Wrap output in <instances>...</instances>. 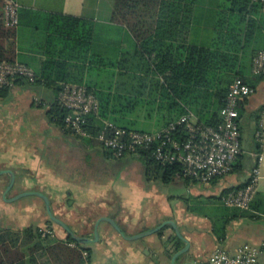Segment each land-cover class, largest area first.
<instances>
[{
	"label": "crops",
	"instance_id": "obj_1",
	"mask_svg": "<svg viewBox=\"0 0 264 264\" xmlns=\"http://www.w3.org/2000/svg\"><path fill=\"white\" fill-rule=\"evenodd\" d=\"M17 1L21 5L19 20L24 23H19L16 38L12 40L17 61L32 67L38 76L42 75L47 60L48 33L43 27L45 16H72L92 21L91 59H102L106 64L114 62L117 66L94 65L93 62L74 64L84 66V75L93 87L103 86L111 94L120 96L116 102L118 109H133V112L119 114L123 123L136 131L157 132L163 129L169 115L158 112L161 101L150 98V87L143 89L141 78L144 74L132 69L140 45L124 24L113 21L115 0ZM203 1L194 7L193 22L187 36L190 45L212 47L221 33L228 35L237 25L245 35L250 23L251 36L247 41L244 39L245 53L240 69L244 80L255 88V92L240 105L242 153L235 171L226 177L207 185L178 178L174 182L183 180L185 185L177 193L171 192L170 184L164 182L126 181L127 174L145 169L143 162L133 156L121 160L110 158L99 146L53 123L48 109L57 100V92L44 81L37 85L18 83L10 89L7 97L0 98V171H13L17 177L19 173H37L36 185L28 187L26 191L46 194L55 215L80 236L93 238L95 225L102 219L99 242L81 247L83 258L89 260L85 264H174L172 258L165 255L163 235L174 236L180 247L185 244L175 236V231L169 225L171 221L190 241V261L196 264H208L217 249L235 254L240 247L248 244L264 250V147L260 152L263 156L262 175L251 206L237 209L225 206L221 200L229 189L247 185L259 155L257 141L264 138V76L253 73V58L264 50V6L253 0H231L230 10L215 22L211 15H215L217 7L212 12L208 11L210 9L201 5ZM5 21L7 23L6 14ZM219 24H223L222 28ZM141 119L152 121L154 129L138 128ZM105 123L117 126L110 120H105ZM42 137L48 138L45 140ZM24 138L28 139L27 143ZM50 139L56 141L58 147L51 153L48 150ZM31 141L41 143L40 146L44 143L45 147H29ZM79 143L86 147L84 156L75 153ZM61 149H64L63 152ZM247 149L251 165L245 169L243 159ZM95 157L99 158L98 167L91 165ZM135 163L139 166H133ZM110 167H116V175ZM0 180L2 184L7 183L6 177ZM66 194L68 198L61 201ZM39 199L46 217L40 218V224L36 227H43L44 224L48 225L47 217L48 221L50 217L44 200ZM105 217L115 220L128 237L164 223L167 225L165 232L129 240L105 221ZM49 234L53 238H67L65 231L66 238L52 236L51 232ZM70 246L76 249L75 245ZM187 260L188 257L183 256L176 263L182 264ZM260 261L264 264V252L260 255ZM39 264L59 262L45 256Z\"/></svg>",
	"mask_w": 264,
	"mask_h": 264
},
{
	"label": "trees",
	"instance_id": "obj_2",
	"mask_svg": "<svg viewBox=\"0 0 264 264\" xmlns=\"http://www.w3.org/2000/svg\"><path fill=\"white\" fill-rule=\"evenodd\" d=\"M199 1L202 0H115L113 21L124 24L140 45L132 69L144 74L141 81L143 89L150 87V98L161 101L158 112L169 115L163 128L190 113L200 123L217 125L231 85L238 77L244 80L240 65L245 53L244 39L247 41L251 36L250 23L245 35L237 25L228 35L221 33L212 47L190 45L187 36L193 22L194 7ZM5 2L0 0V61L15 62V43L12 40L16 38L17 27L5 21ZM43 19V27L48 33L43 73L36 74L35 81L19 78L14 84L37 85L44 81L55 89L57 100L48 109L49 118L78 138L80 136L66 126L68 111L62 106L59 95L67 84L87 87L98 98L100 109L98 114L89 116L88 129L93 138H80L99 146L110 158L123 159L115 158L96 137L104 129L105 120L115 122L120 128L133 130L118 117L121 113L133 112V109H118L116 102L120 96L111 94L103 86L93 87L84 75V66L80 65L93 62L94 65L116 67L117 63L106 64L102 59H91L92 21L62 15H48ZM222 25L219 24V27L222 28ZM11 88L0 89V98L7 97ZM263 147L264 138L257 141L258 154ZM130 156L138 158L153 177L163 178L166 183L178 178L198 183L184 176L180 164L162 165L148 152ZM235 169L236 163L232 173ZM70 244H76V249H72ZM82 251L72 237L58 239L48 233L44 236L40 227L30 226L21 231L0 229V264H39L45 256L59 264H85L88 259L83 258Z\"/></svg>",
	"mask_w": 264,
	"mask_h": 264
},
{
	"label": "built area",
	"instance_id": "obj_3",
	"mask_svg": "<svg viewBox=\"0 0 264 264\" xmlns=\"http://www.w3.org/2000/svg\"><path fill=\"white\" fill-rule=\"evenodd\" d=\"M253 1L264 6V0ZM20 8L17 0H6L5 13L9 25L19 26ZM253 73L264 76V50L253 58ZM19 78L35 81L36 72L19 61H0V89L13 87ZM254 92L252 85L240 77L236 78L220 111L221 120L217 125L200 123L190 113L157 132L128 130L106 123L96 139L117 159L148 152L162 165L180 164L185 177L201 184H211L231 174L242 153L239 107ZM59 100L68 111L66 126L76 135L92 139L88 125L89 116L98 114L100 109L96 95L85 86L67 84ZM262 162L263 156L259 154L247 185L229 189L222 195L221 200L225 206L238 209L251 206L258 192ZM263 252L248 244L240 247L235 254L217 249L208 264H262L260 255Z\"/></svg>",
	"mask_w": 264,
	"mask_h": 264
},
{
	"label": "rangeland",
	"instance_id": "obj_4",
	"mask_svg": "<svg viewBox=\"0 0 264 264\" xmlns=\"http://www.w3.org/2000/svg\"><path fill=\"white\" fill-rule=\"evenodd\" d=\"M201 3H202L201 5L205 6L207 9H210L208 11H211V12L215 10L214 7H217V9L215 11V15L214 14L211 15L212 19L215 22L218 19L222 18L223 15H225V12H228L230 10V7H231V0H204ZM254 3H256V2H254ZM211 9H213V10H211ZM0 119H1V117H0ZM0 122H1V120H0ZM151 124H152V121H150V120L144 121L141 119V121L138 123L137 127L141 128V129L152 130V129H154V127L151 126ZM47 138L48 137H42V139H45V140ZM24 139L26 140L25 142L27 143L28 139L27 138H24ZM55 142L56 141H54V140H51V139L49 140V142H48L49 153H51V151H54L55 147L58 148L56 146ZM32 143L33 142L31 141V144H29V147H34L35 145H39V146L41 145V143L40 144H38V143L32 144ZM59 144L60 143L58 142V145ZM43 146L45 147L44 143H42V146H40V147L44 148ZM40 147H38L39 150H41ZM85 148L86 147L84 144L79 143L78 147H76V149H75V151H76L75 153H77V154L79 153L81 156H84V154H86ZM61 150L63 152L64 149H61ZM65 150L68 151L69 149H65ZM70 150H72V148ZM34 152H36V151H34ZM73 154H74V152H73ZM74 155H76V154H74ZM98 159L99 158L95 157L93 162L91 163V165L94 167H98V165L100 164V163H98L99 161H97ZM81 160H83V159H81ZM79 163L81 164V161H79ZM243 164H244L245 169L250 168L251 159H250L249 154H248V149L245 153V157L243 159ZM134 165L139 166L137 163L133 164V166ZM144 166H145V164H144ZM112 169L113 168L110 167V170H112ZM113 172H114V175H116V172H117L116 167H114ZM41 175H43V174H41ZM131 175L134 176L135 178L131 179L132 178ZM131 175L127 174L126 175L127 178H125V180L126 181H138V182L158 181L159 183H161V182L166 183L163 178H157V179L154 178L152 176L153 174L148 172V169L146 166H145V169H142L141 171L138 170L135 174L133 173ZM5 177H6L7 183L2 184L0 182V229L4 230V231H7V230L8 231L9 230L21 231V230H24L25 228H27L28 226H34L35 228H37L36 226L40 224V218L42 219V218L46 217L45 212L43 211V207L40 206V204H41L40 199H39L40 197L32 195V196H25V197H22L19 199H16V198L20 194H22L23 192L28 190L29 189L28 187H32V186L36 185L37 180H38L37 179L38 174L32 173L31 171H30V173H19V175L17 177L18 179H16L15 185L13 186V188L8 193H6V191H7L6 186H8V184L10 182L9 176L7 178V175H1L0 179L2 178L5 180ZM123 177H125V176H123ZM167 184L168 185L170 184L171 192L177 193L183 189L182 186L185 185V182L183 180H180V181L171 182V183H167ZM184 191L187 192V188H185ZM67 198L68 197L66 194L63 199L61 198V201H64ZM41 210H42V212H41ZM39 215H40V217H39ZM47 224H48L47 225L48 228H46L47 226L45 224L43 225V227H40V228H42L41 231H43L44 236L47 233L49 234V232H51L52 236H57V237L61 236V237L66 238L64 235V230L59 225H57L52 220H50V218L48 221V217H47ZM43 228L45 230H43ZM73 245L77 246L76 244H73Z\"/></svg>",
	"mask_w": 264,
	"mask_h": 264
},
{
	"label": "water",
	"instance_id": "obj_5",
	"mask_svg": "<svg viewBox=\"0 0 264 264\" xmlns=\"http://www.w3.org/2000/svg\"><path fill=\"white\" fill-rule=\"evenodd\" d=\"M4 174H9V176H10V182L7 186V191H6V193H8L13 188V186L15 185L17 176L13 171H10V170L9 171H0V176L4 175ZM32 195L38 196L44 200L45 205H46V209H47V213H48L50 219L54 223L59 225L67 233V236L72 237V239H74L77 243H79L81 245V247H85L88 244H93V243L99 242V240H100L99 226H100L102 219L99 220L95 225V232H94L93 238L80 236L66 222H64L63 220H61L60 218H58L55 215L53 208H52L51 200L46 194L39 192V191H26V192H23L22 194H20L16 199H19V198H22L25 196H32ZM104 220L109 222L111 225H113V227L121 235H123L125 238H127L129 240H137V239H140L142 237H146V236H149L152 234H156L159 232H165V227L167 225V223H164V224L160 225L159 227L152 229L150 231L141 233V234L134 236V237H128L125 235V232L117 224V222L115 220H113L109 217H105ZM169 225H171L173 230L175 231V236L178 237L180 239V241L182 243H184L185 245L183 247H180L179 245H177L174 236L171 237L170 235L166 236L164 234L163 238H165V242H166L165 243V255L172 258V261L174 264H177L176 261L183 256L188 257V260L182 264H196V263L190 261V259H191V255H190L191 243H190V241L187 240L183 236V234L181 233V231H180V229L176 223L171 221L169 223Z\"/></svg>",
	"mask_w": 264,
	"mask_h": 264
}]
</instances>
